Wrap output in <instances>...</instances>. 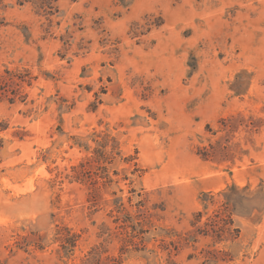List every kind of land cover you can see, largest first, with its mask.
Instances as JSON below:
<instances>
[{
    "label": "rangeland",
    "instance_id": "rangeland-1",
    "mask_svg": "<svg viewBox=\"0 0 264 264\" xmlns=\"http://www.w3.org/2000/svg\"><path fill=\"white\" fill-rule=\"evenodd\" d=\"M49 1L0 0V264H264V0Z\"/></svg>",
    "mask_w": 264,
    "mask_h": 264
},
{
    "label": "trees",
    "instance_id": "trees-1",
    "mask_svg": "<svg viewBox=\"0 0 264 264\" xmlns=\"http://www.w3.org/2000/svg\"><path fill=\"white\" fill-rule=\"evenodd\" d=\"M49 5H51L52 6V0L51 1H49ZM220 238H219V240H222L223 238H221V236H219Z\"/></svg>",
    "mask_w": 264,
    "mask_h": 264
}]
</instances>
